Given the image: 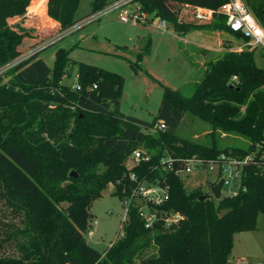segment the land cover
<instances>
[{
	"label": "trees",
	"instance_id": "1",
	"mask_svg": "<svg viewBox=\"0 0 264 264\" xmlns=\"http://www.w3.org/2000/svg\"><path fill=\"white\" fill-rule=\"evenodd\" d=\"M224 1L139 0V8L185 35L192 22L183 20L180 10L216 9ZM244 1L264 26V0ZM78 2L0 0V64L73 25ZM106 3L94 0L90 13ZM198 27L229 31L227 50L205 62L189 93L163 85L149 121L120 110V75L92 64L74 65L63 49L52 67H44L41 58L27 62L37 56L32 53L14 67L8 83L0 84V183L7 203L22 215L24 252L23 258L4 264H133L137 258L139 264H230L234 234L254 229L257 214L264 215V68L255 64L254 50L228 49L234 38H242L221 14ZM73 66L78 89L62 81ZM185 112L210 126L207 140L194 137L196 128L179 130ZM159 122L165 128L151 131ZM137 148L149 157L128 167ZM168 155L170 166L161 160ZM221 155L244 160L237 191L216 199L215 205L209 190H186L176 170L187 158L206 163ZM130 172L138 180L164 181L169 197L158 209L182 218L170 225L159 220L148 229L131 205L122 234L103 251L96 250L84 237L90 204L109 183L121 199L135 184ZM150 242L154 251L140 255Z\"/></svg>",
	"mask_w": 264,
	"mask_h": 264
},
{
	"label": "rangeland",
	"instance_id": "2",
	"mask_svg": "<svg viewBox=\"0 0 264 264\" xmlns=\"http://www.w3.org/2000/svg\"><path fill=\"white\" fill-rule=\"evenodd\" d=\"M93 1L79 0L74 14L77 21L73 25L55 32L48 38L38 40L34 45L25 48L14 60L0 64V84L8 83L14 74V67L28 60L32 53L36 52L37 56L27 62L41 58L44 67H52L56 52L63 49L74 65L92 64L120 75L123 78L120 110L149 121L157 112L163 85L189 93L191 83L201 77L205 62L227 50L226 39L232 37L229 31L198 27L199 23L206 22L196 20L192 10L187 8L180 10L182 19L192 22L185 35L178 34L168 21H165L163 27L152 26L151 23L159 22L158 17L151 22L143 23L140 18L134 19L129 15L138 10L150 16L153 14L141 10L139 0H118L117 2L121 4L119 8L100 15L98 13L101 9H98L92 13L98 16H92L91 19L89 17ZM114 1L116 0H106V4ZM123 10L128 12L127 21L120 19ZM137 38H143L140 44L136 43ZM233 40L235 43L230 48L236 50L242 45V41L235 38ZM182 45L188 59L182 53ZM138 51L141 52L140 55ZM253 59L258 67L264 68L263 57L259 52L254 53ZM75 77L73 66L70 74L62 77V81L71 85L76 81ZM202 124L201 121H192V116L185 112L179 130L189 133L191 129L196 128L194 137L205 141L208 139L205 132L210 126L203 122ZM227 141L229 143L230 139ZM227 161L226 159L225 162ZM126 163L130 167L133 160H127ZM178 175L186 190L199 187L202 191H210L209 184L222 178L224 180L220 190L222 197L235 193L239 185V179L232 174V167L228 165H223L220 170L218 165H214L211 170L191 168L188 173L179 170ZM3 187L4 185L0 183L1 264L6 260L13 261L24 256L20 246V242H23L22 215L7 203ZM113 189V184L109 183L101 195L92 200L89 207L91 215L89 230H92V233L85 232L84 237L90 246L99 251H103L116 240L119 232L121 233L123 205L119 197L112 193ZM214 202L215 205L218 204V200L214 199ZM153 247V243H148L140 255L150 254L154 251ZM241 248H245L243 256L250 258L251 264L264 258L262 213L257 214L254 229L234 234L231 254H238ZM133 264H139V259L137 258Z\"/></svg>",
	"mask_w": 264,
	"mask_h": 264
},
{
	"label": "built area",
	"instance_id": "3",
	"mask_svg": "<svg viewBox=\"0 0 264 264\" xmlns=\"http://www.w3.org/2000/svg\"><path fill=\"white\" fill-rule=\"evenodd\" d=\"M120 5L121 4L119 3L117 7ZM107 6L103 9H106ZM102 10L100 13H98V15L102 13ZM192 12L196 20L204 22L209 21L215 13L221 14L224 18L226 26L233 32L238 33L242 38V45H240L236 51L242 49L254 50L255 52L260 53L264 61V26L255 19L244 0H225L216 9L203 6H193ZM98 15L91 14L90 17L92 19V16L96 17ZM129 15L134 19L140 18L143 23L151 22L153 20L150 19V15L141 13L139 11L131 12ZM127 16L128 12L123 10V14L120 16V18L123 21H127ZM164 23V20L159 19V22L151 24L154 27H163ZM228 49L231 50L230 47ZM235 79L236 76L233 75L231 80ZM70 86L71 88L75 89L79 88V85L76 82L72 83ZM95 86L96 85L93 84L92 87L94 88ZM164 128V123L159 122L153 128H151V131L161 130ZM148 157L149 155L147 153H144L142 149L137 148L133 150L132 154L127 160L131 159L133 160V164H135L139 160H147ZM226 159L228 160V163L225 162ZM161 160L166 161L169 166L173 162V158H171L169 155L161 158ZM243 160L240 158H235L234 156L221 155L220 160L218 161L209 160L208 162L203 163L199 158L190 157L184 160L183 166L176 170V172L178 173V171L181 170L185 173H188L191 171V168L211 170L214 165H218L220 170L223 165H228L232 167V174L238 178L239 167L243 163ZM129 179L135 181V184L132 185L129 192H126V194L120 199L123 205V216L120 227L126 220L131 205L135 206L138 216L143 221L144 227L148 229H151L155 222L159 220L162 221L164 225H170L177 223L182 218L181 214L178 212L169 213L158 209V207L162 205L169 197L168 186L164 181H149L145 178L138 180V177L132 172L129 173ZM123 192H125L124 189ZM86 232L91 234L92 230H89L88 228ZM121 234L122 232L120 235ZM234 264L251 263L247 259H237ZM254 264H264V258Z\"/></svg>",
	"mask_w": 264,
	"mask_h": 264
},
{
	"label": "crops",
	"instance_id": "4",
	"mask_svg": "<svg viewBox=\"0 0 264 264\" xmlns=\"http://www.w3.org/2000/svg\"><path fill=\"white\" fill-rule=\"evenodd\" d=\"M118 0H116V1H114V2H112V3H110L108 6H107V8L106 9H103L102 10V13L103 12H107V11H109V10H111V9H114V8H119V7H117L118 6V2H117ZM91 18V17H90ZM121 19V18H120ZM143 40V38H137L136 39V43L137 44H140L141 43V41ZM243 249H245V248H241L239 251V253L238 254H231V257H230V264H234L235 262H236V260L237 259H247L250 263H252V261L250 260V258H248V257H246V256H243V253L245 252ZM254 264V263H253Z\"/></svg>",
	"mask_w": 264,
	"mask_h": 264
},
{
	"label": "water",
	"instance_id": "5",
	"mask_svg": "<svg viewBox=\"0 0 264 264\" xmlns=\"http://www.w3.org/2000/svg\"><path fill=\"white\" fill-rule=\"evenodd\" d=\"M69 174H70L71 176H75V175H76V173H75L74 170H71V171L69 172ZM223 182H224V180H223L222 178H219V180L216 181V182L210 187V192H211V195H212V197H213L214 199H219V198L221 197V192H220V190H221V187H222V185H223ZM203 198H205V195H200V196H199V199H203Z\"/></svg>",
	"mask_w": 264,
	"mask_h": 264
}]
</instances>
